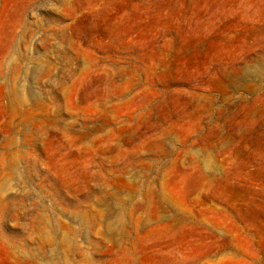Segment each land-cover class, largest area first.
Here are the masks:
<instances>
[{"label":"rangeland","instance_id":"rangeland-1","mask_svg":"<svg viewBox=\"0 0 264 264\" xmlns=\"http://www.w3.org/2000/svg\"><path fill=\"white\" fill-rule=\"evenodd\" d=\"M0 264H264V0H0Z\"/></svg>","mask_w":264,"mask_h":264}]
</instances>
